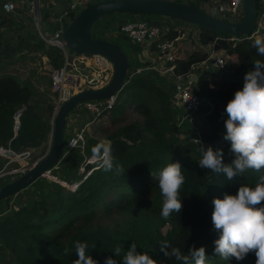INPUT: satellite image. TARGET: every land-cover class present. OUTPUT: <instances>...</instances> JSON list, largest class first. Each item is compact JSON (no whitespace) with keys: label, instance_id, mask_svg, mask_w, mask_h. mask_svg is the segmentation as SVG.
Listing matches in <instances>:
<instances>
[{"label":"trees","instance_id":"1","mask_svg":"<svg viewBox=\"0 0 264 264\" xmlns=\"http://www.w3.org/2000/svg\"><path fill=\"white\" fill-rule=\"evenodd\" d=\"M58 1L45 0L41 7L43 32L61 26L57 16ZM95 1L86 0L82 7ZM187 1L199 6H216L228 0ZM256 1L260 7L259 0ZM23 2L30 20L34 21V13H29L32 0ZM14 10H7L5 3L0 2V146L10 144L17 152L34 149V158H39L49 149L56 97L44 96L45 89L40 95L35 87L36 67L27 71L26 65L16 68L9 63L16 62L15 58L43 62L47 56V64L58 68L64 64V55L58 47L47 44L35 26L27 29L28 35H19L15 42L10 40L11 37L6 35L8 31L24 28L23 19L11 12ZM77 11L70 10L65 19L74 18ZM183 32V29L171 28L165 35L175 38ZM197 34L203 44L216 41L224 58L235 55L237 64L233 59H225V69L196 68L199 80L190 88L201 95L203 101L192 117L184 110L181 113L182 119L186 117L183 119L185 123L192 122V125L182 127L179 123L171 88L146 73L132 77L117 94L113 108L105 109L101 116H97L101 121L91 125L85 135L93 147L102 140L110 141L114 163L121 164L124 173L105 172L96 162L89 163L91 170L85 178L76 181L79 184L74 183L78 185L73 192L60 185L53 198L37 199L29 194L27 203H24L25 197L15 198L18 204L10 203L0 214V248L5 253H0L4 255L0 264H72L77 258L74 248L77 240L87 243V252L97 264H105L109 256L117 259V264H123L122 257L132 242L137 244L138 251L148 252L162 264H182L174 257L169 259L163 255L159 246L162 241L168 242L169 250L177 248L182 255H189L193 246H204L208 255L206 264H256L254 252L243 260L234 256L224 259L215 253L214 241L219 233L212 223L213 200L223 198L225 193L236 194L241 184L255 187L259 178L264 176V169H250L243 176L228 181L222 173L201 168L198 161L201 159L199 140L205 146L222 150L225 163L234 158L230 142L223 139L227 119L225 108L235 92L243 87L245 74L254 68L253 61L264 62V56H259L252 46L255 37L235 41L225 38L231 37L229 34L204 26ZM260 34L264 35V30ZM31 48L32 51L24 52ZM208 54L207 49L193 47L186 56L176 59L175 73L189 77L195 72L193 65L203 62ZM23 105L21 126L14 136V113ZM131 113L138 117L119 124ZM74 149L64 156L60 166L78 150ZM86 150L87 146L82 150L84 157L87 156ZM176 161L180 162L185 176L179 192L183 207L179 213L173 212L164 219L161 216L163 197L153 173L158 175L164 166ZM3 165L4 160L0 158V169ZM75 175L69 182L75 179ZM13 179L12 175L4 177L0 186ZM11 199L9 197V201ZM259 206H264V202ZM116 246L122 249L120 257H115L112 252ZM66 248L69 250L67 254ZM7 257L11 262H6Z\"/></svg>","mask_w":264,"mask_h":264},{"label":"clouds","instance_id":"2","mask_svg":"<svg viewBox=\"0 0 264 264\" xmlns=\"http://www.w3.org/2000/svg\"><path fill=\"white\" fill-rule=\"evenodd\" d=\"M252 46L259 56H264V37L256 36ZM254 68L244 76V84L227 103L225 112L226 133L223 137L230 142L233 159L224 162L222 150L205 146L199 140L201 168L214 173H222L228 181L243 176L248 170L264 169V62L255 60ZM189 100V99H188ZM187 100V101H188ZM92 159L105 172L124 173L121 164L114 163L111 142L102 140L92 149ZM160 193L163 197L161 216L168 219L173 212L179 213L183 207L179 192L185 182L182 166L179 161L170 162L157 174H154ZM264 176L259 178L255 187L242 185L236 194L225 193L223 198L213 200L214 210L212 223L219 233L214 241L215 253L224 258L235 257L243 260L250 252L256 256V264H264ZM160 251L169 259L173 257L182 264H206V248L193 246L189 255H182L177 248H171L167 241L160 243ZM76 259L72 264H97L88 254V245L77 240L74 244ZM65 254L69 252L66 248ZM122 249L116 246L112 252L115 257L121 256ZM123 264H162L148 252L137 250L132 242L122 257ZM105 264H117V259L109 256Z\"/></svg>","mask_w":264,"mask_h":264},{"label":"built area","instance_id":"3","mask_svg":"<svg viewBox=\"0 0 264 264\" xmlns=\"http://www.w3.org/2000/svg\"><path fill=\"white\" fill-rule=\"evenodd\" d=\"M40 2L42 1H35L34 3V7L37 6L34 13L35 21L41 18L42 3ZM83 2L84 1L80 0L72 1L70 3L71 10H79L82 7ZM259 3L260 7H258L257 21L254 31L247 35H231V37L226 36V39H250L258 36L261 33L262 28L264 27V0H259ZM5 8L7 10H13L15 8V4L9 1L5 2ZM204 9L209 13H214L216 15L223 14L224 16L222 17L225 18H227L225 15L229 14H234L236 15V17H242L244 14L242 0H228L225 4H220L218 6H208L206 8L204 7ZM120 31L135 42H144L148 45L154 44L159 50L160 55L163 57V67L156 64L155 61H150V63L136 67L133 70L128 69V80H130L135 75L145 74L151 70H156L162 73H172L178 77L182 76L175 73L174 65V62L178 58L176 54V44L179 41L180 36L170 38L165 35L167 30L163 29L161 25L151 23L145 19L125 20L120 24ZM40 33L47 44L58 47L65 56L64 65L58 68H54L51 71L53 90L57 93V97L55 99V109L52 116L53 122L61 104L64 101L68 100L72 95L87 88L97 89L107 85L113 76L114 67L112 61L101 53H77L71 50L62 36L61 27L56 28L52 34L44 33L42 30ZM208 53L209 54L207 59H205L203 62H208L210 60L212 61L215 69H225L226 61L221 49L216 47V41H212L210 49H208ZM196 65L197 64L193 65L195 69ZM185 78H187V86L178 87V89L176 88L178 95L175 96L174 100L179 101L184 111L189 113L191 116L203 100L201 95L190 88V85L194 82L191 77L189 76ZM117 96L118 95L115 94L105 99L85 100L83 101V107L86 109V111L93 112V117L101 116L105 109L107 110L113 108L116 103ZM24 108L25 105L20 107L14 113V136L17 135L20 129L21 115ZM94 121L96 120L93 119V121L90 120L86 122L74 136H71L68 140L65 141L66 145L64 143L63 157L68 152H70L71 149H74L78 146H84V143L86 141L85 132L87 128H89L92 123H94ZM49 145H51V140ZM0 156L5 160L4 166L2 167V169H0V181L4 177H7L9 175H12L14 178H16L20 174L25 173L41 158H34V149H27L21 152H17L11 147L10 144L0 146ZM15 162L18 163V165L13 166L12 164ZM86 166L87 159L80 166V171L83 172L86 169ZM53 170L48 171L45 177H50V179L51 177H54L52 176V174H54ZM86 175L84 177H86ZM74 183L73 190L79 184L78 182H76L78 184L74 185Z\"/></svg>","mask_w":264,"mask_h":264},{"label":"water","instance_id":"4","mask_svg":"<svg viewBox=\"0 0 264 264\" xmlns=\"http://www.w3.org/2000/svg\"><path fill=\"white\" fill-rule=\"evenodd\" d=\"M62 1L64 8L57 12V16L61 21L62 36L69 48L77 53L105 55L113 63V76L104 87L84 89L61 104L53 121L51 145L47 153L25 173L0 186V202L5 201L7 206L10 205L9 197L23 198V191L31 192L30 186L39 178H44L48 171L53 170L60 163L63 158L68 115L85 100L105 99L118 94L129 81L128 53L107 35L95 36L96 24L104 16L120 11L163 14L195 24L199 29L204 26L216 32L241 36L254 31L258 14L256 0H242L244 14L239 20L209 13L202 6L187 0H97L82 7L74 18L67 20L65 14L71 10V7L68 1ZM36 22L40 27L41 18ZM199 75L197 72L190 77L197 83Z\"/></svg>","mask_w":264,"mask_h":264},{"label":"rangeland","instance_id":"5","mask_svg":"<svg viewBox=\"0 0 264 264\" xmlns=\"http://www.w3.org/2000/svg\"><path fill=\"white\" fill-rule=\"evenodd\" d=\"M14 2L15 10L11 11L15 16L19 17L20 19H23L24 22V28L20 29V30H16L14 33V36L10 38V40L12 41H17L16 37L19 35L25 36L26 34L28 35V30L29 29H34L32 28L33 26H35L37 28V32H39L40 27H38V23L35 21V15H34V21H31L29 16H28V10L25 8V6H23V1H29V0H0V2ZM22 1V2H21ZM35 1H42L40 3H42L41 7L45 5V0H32V10L29 12H33L35 13V10L37 8L34 7V3ZM213 6V5H212ZM203 8L208 7V6H202ZM113 16V18H110V16ZM221 16H224L223 14H220ZM227 18H231L234 19L236 18V15L234 14H229V15H225ZM140 17H145V19H150L153 20L154 18H157L159 21L155 22H151L157 25H161V27L163 29L168 30L169 28H171L172 25L177 24L176 26L180 25V29H183L185 31V33L183 35L180 36L179 41L176 44V54L177 56H183L182 52L183 50H188V49H192L195 46H200L202 49H210V45L211 43L208 44H203L200 42L199 38H198V26L195 24H191L189 22L174 18V17H170V16H166L163 14H155V13H140V14H135V13H131V12H125V11H120V12H114L113 14L110 15H106L103 19H101L95 28V34L99 37H103L104 33L106 31H108L110 33V38H114L117 43L123 48H125V50L127 51L129 57L131 58V52L132 50H130V48L126 47V43H124L123 40L119 39L118 37H116L114 35L115 31H118L120 29V24L125 21V20H136L139 19ZM18 18V19H19ZM107 20L109 25L107 26ZM167 22H173L172 23H167ZM165 23V24H164ZM183 25V26H182ZM41 26V25H40ZM185 27V28H184ZM16 29V28H13ZM28 29V30H27ZM38 34V33H37ZM41 34V33H40ZM236 41V40H235ZM139 44L141 43V45H145L144 42H138ZM32 51L33 48L31 49H27L26 51ZM153 53L155 54H159V50L156 49L153 51ZM19 56V55H18ZM17 59L16 62L13 61L9 64H11L10 66H15L16 68L19 67V65H26L27 67V71H29L30 69H33L34 67H36V73H35V87L37 88V90L40 92V95H43V89H45V94L44 96H46L49 99H54L55 97H57V93L53 90V86H52V80H51V71L52 68L50 65L48 64H44V62H32V61H24L21 60V58H15ZM225 59H230V60H235V55H231V56H226ZM225 60V61H226ZM133 61V59H132ZM22 63V64H20ZM131 63V62H130ZM133 63V62H132ZM235 64V62H234ZM64 65V64H63ZM62 65V66H63ZM206 65H208L211 68L215 67L212 64V61H208L206 63ZM156 71V70H155ZM158 72V71H156ZM162 73V72H159ZM167 73V72H166ZM163 73V74H166ZM40 75V76H39ZM176 88L178 89V87H171L170 92H171V96H172V100H173V105H174V109L177 111V119L179 121V123L182 125V127L187 126V125H192V122L190 124H186L185 121L182 120L181 117V113L183 112V107L180 104L179 101H175V96L178 95V92L176 90ZM176 90V91H175ZM175 92V93H174ZM56 99V98H55ZM73 114V116H72ZM70 116H72V118H70ZM94 113L90 112V111H86V109L83 107V102L80 103V105L78 107H76L71 113L70 115H68L67 120L70 118L71 122L74 121H79V127L78 130H80V127L82 125H84L86 122L95 119L96 121H94V123H92V125L97 124V121L100 120V118H96L93 117ZM136 117H138L137 114L135 113H131V116L129 117H125L123 119H121V121L119 122V124H125L128 123L130 121H133ZM101 121V120H100ZM88 129V128H87ZM52 130H53V126H52ZM71 132V128L70 125H67V129L65 131V137H67ZM77 133V132H76ZM75 133V134H76ZM87 133V130L85 132V135ZM97 136H102L101 134H98ZM68 140V139H67ZM85 143L84 146H78L75 147V149H78L77 151H75L73 154V156L71 158L68 159V157L66 158L65 162H63L61 164V166H59V168L55 169L54 173L52 174V176L54 177H44V178H39L37 181H35L30 187H31V192H29L28 190H25L22 192V194L25 197V200H27L24 203L28 202V196L29 194H32L33 198H37V199H49V198H53L58 190V187L60 185L64 186L66 190H70L73 192V183L76 182L77 180H81L82 178H85L84 176L86 174H88L87 172L91 170V168L89 167V163H94V160L92 159V152L91 149L93 148L91 141H89L87 139V136H85ZM66 145V143H65ZM87 146V158H85L83 156V149H85ZM74 149V150H75ZM68 155V154H67ZM87 159V166L86 169L84 167V171L81 172L80 171V165L83 164ZM89 161H93V162H89ZM75 175V179L69 182V179L72 178ZM8 177V176H7ZM11 177V176H10ZM82 177V178H81ZM49 180V181H48ZM3 181V180H2ZM0 181V183L2 182ZM48 182V183H47ZM47 190V191H46ZM23 197V198H24ZM11 205L14 204H18V198L15 200V196L11 197ZM7 205L5 201H1L0 202V214H2L6 209H7ZM1 247V244H0ZM0 253H4V251L0 248ZM0 258H4V255L0 254ZM14 260V259H12ZM6 262H11V259L7 257Z\"/></svg>","mask_w":264,"mask_h":264},{"label":"crops","instance_id":"6","mask_svg":"<svg viewBox=\"0 0 264 264\" xmlns=\"http://www.w3.org/2000/svg\"><path fill=\"white\" fill-rule=\"evenodd\" d=\"M53 1H56V0H53ZM58 1V0H57ZM66 1H68L69 2V4L72 2V1H75V0H66ZM80 1H86V0H80ZM62 3V4H59V3ZM58 2H56V5H57V9H59L58 11H61L63 8H64V5H63V2L62 1H58ZM220 4H224V3H220ZM220 4H217L216 6H218V5H220ZM213 6H215V5H213ZM113 16H115V15H112V16H110V18H113L114 19V17ZM116 17V16H115ZM53 19L55 18V17H52ZM139 19H145V17H140ZM145 20H148L149 22H157V21H159L157 18H154L153 20H150V19H145ZM167 23H172V24H174L173 22H167L166 21V24ZM165 24V23H164ZM109 25V23H108V20H107V26ZM177 24H174V25H172L171 26V28H177V29H180V25H178V26H176ZM183 26V25H182ZM39 27V26H38ZM171 28H169V29H171ZM185 28V27H184ZM16 30H19V29H13L12 31H8V33L6 34L7 36H9V37H13L14 36V33H15V31ZM55 30V29H54ZM53 30V31H54ZM262 30H264V27L262 28ZM53 31H49V30H46V31H44V32H46V33H48V34H52L53 33ZM40 32H41V26H40V30H39V34H40ZM185 32H183V34H184ZM182 34V35H183ZM107 35V37L108 38H110V33L108 32V31H106L105 33H104V35H103V37L104 36H106ZM114 35L116 36V37H118L119 39H121V40H123L124 41V43H126V47L127 48H130V50H132V54H131V58H130V70H133L134 68H136V67H139V66H142V65H144V64H147V63H150V61L152 62V61H155V63L156 64H158L159 66H161V67H163V63H162V60H163V57L160 55V52H159V54H155V53H153V51L154 50H156L157 48H156V46L154 45V44H152V45H148V44H146L145 43V45H141V43L139 44L138 42H135V41H133L132 39H130L127 35H125L124 33H122L121 31H120V29L118 30V31H115L114 32ZM18 36H19V34H18ZM17 36V37H18ZM258 36H260V37H264V35L263 34H259ZM16 37V38H17ZM113 41H115V42H117L114 38H111ZM212 43V42H211ZM122 48H123V46H122ZM124 50H125V48H123ZM26 50L27 49H25V51L24 52H26ZM190 49H188L187 51L186 50H183V52H182V55H183V57L184 56H186L187 55V53H188V51H189ZM126 51V50H125ZM207 51H208V49H207ZM221 51H222V49H221ZM127 52V51H126ZM223 52V51H222ZM223 54H224V52H223ZM224 56V55H223ZM180 57V56H179ZM182 57V56H181ZM132 59H133V61H132ZM48 60H49V58L47 57V56H44V59H43V62H46V64H47V62H48ZM64 61H65V56H64ZM133 62V63H132ZM234 62H235V65L237 64V61H236V58H235V60H234ZM206 63L207 62H201V63H198L195 67L197 68V67H205V66H208V65H206ZM49 65V64H48ZM209 67V66H208ZM194 73H197V70L195 69V72ZM147 74V76H149V77H151V78H153L156 82H158V83H160L161 85H163V86H165L166 88H168V89H170L171 87H183V86H187V78H185L184 76H180V77H178V76H176V75H174V74H172V73H166V74H163V73H159V72H156V71H154V70H151V71H149V72H147L146 73ZM70 115V114H69ZM53 116V115H52ZM72 116H73V114H72ZM72 116H70V118H72ZM68 119V122H67V125H70V128H71V132H70V134L66 137V140L67 139H69L71 136H74L75 135V133L76 132H78L79 130H78V127H79V121L77 122V121H74V122H71V119ZM183 119H185L184 118V116H183ZM182 119V120H183ZM52 121V120H51ZM184 121V120H183ZM52 124H53V122H52ZM83 126V125H82ZM82 126L80 127V129L82 128ZM187 126H189V125H187ZM186 127V126H185ZM50 140H51V138H50ZM50 140H49V144H50ZM66 143V142H65ZM50 146V145H49ZM49 150V149H48ZM84 152V151H83ZM0 158L1 159H3L1 156H0ZM65 157H63L62 158V160L64 159ZM85 158H87V156L85 157ZM4 160V159H3ZM61 160V161H62ZM60 161V162H61ZM16 163V162H15ZM4 164H5V160H4ZM82 165V164H81ZM80 165V166H81ZM4 166V165H3ZM59 166H60V163L54 168V170L53 171H55V169H57V168H59ZM74 180V179H73Z\"/></svg>","mask_w":264,"mask_h":264}]
</instances>
